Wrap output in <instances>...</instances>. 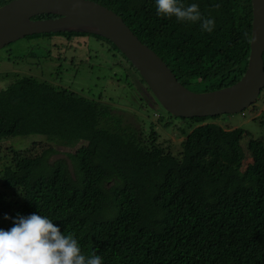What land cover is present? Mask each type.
Returning <instances> with one entry per match:
<instances>
[{
	"label": "trees",
	"instance_id": "16d2710c",
	"mask_svg": "<svg viewBox=\"0 0 264 264\" xmlns=\"http://www.w3.org/2000/svg\"><path fill=\"white\" fill-rule=\"evenodd\" d=\"M10 1L0 0V7ZM93 1L120 15L193 91H201L194 88L199 85L202 91L232 85L245 73L252 0H180L197 3L204 17L215 20L211 33L198 23L158 16L155 0ZM49 17L55 16L35 18ZM60 36L66 41L45 43ZM27 38L46 50L54 80L60 81L15 72L0 89V145L17 137L34 140L26 148L0 147V228L13 226L6 214L47 216L78 240L84 255H100L103 264H264L263 137L230 124L204 123L205 117L154 111L134 82L146 87L139 72L100 35ZM88 38L115 57L99 63L111 75L126 73L119 57L129 64L136 91L130 110L103 93L87 96L62 86L69 73L65 49H91ZM34 52L32 59L38 58ZM177 118L187 127L175 125ZM169 129L183 136L176 151L160 140Z\"/></svg>",
	"mask_w": 264,
	"mask_h": 264
},
{
	"label": "water",
	"instance_id": "95a60500",
	"mask_svg": "<svg viewBox=\"0 0 264 264\" xmlns=\"http://www.w3.org/2000/svg\"><path fill=\"white\" fill-rule=\"evenodd\" d=\"M252 10L245 73L234 84L211 91L195 92L183 85L120 15L93 0H11L0 7V50L34 34L100 35L113 42L139 72L155 110L185 118L236 114L257 102L264 89V0H252ZM43 14L55 17L35 18Z\"/></svg>",
	"mask_w": 264,
	"mask_h": 264
},
{
	"label": "rangeland",
	"instance_id": "374dc122",
	"mask_svg": "<svg viewBox=\"0 0 264 264\" xmlns=\"http://www.w3.org/2000/svg\"><path fill=\"white\" fill-rule=\"evenodd\" d=\"M41 48L42 47L37 46L36 41L27 38V39H20L18 41H15L10 46L1 49L0 50V89L5 88L11 82L12 75L10 77H7V74L9 73L14 74L15 72H19L22 75L31 74L38 77L39 79L48 78L52 83L59 82L60 78L58 77L55 78L54 80L55 68L51 66L50 62L47 61L46 50ZM32 49H34L35 51L34 54L38 58L32 59L30 57ZM51 49L57 53L58 50L62 51V49H56L53 47ZM65 50L68 51L66 54V56L68 57L67 62H72V63L69 64L66 62L65 64H63L65 68L69 69V73H65L64 76L61 78L62 86L69 87L74 92L87 96H91L94 94L99 95L100 93H103L104 96L117 101L116 103L117 106L130 110L129 108H131V106L129 104L132 101L130 99V96L136 94V91L131 87V83H129L130 82L129 76L131 75H128L127 70L126 73L125 72L121 73V71H118L117 74L111 75V69H108V66L105 67V65L99 64L100 61L103 62V64L104 61L113 62V58L115 57L111 56L110 52L109 51L107 52V49H77V50L65 49ZM87 50L89 52L91 51L93 55L97 54L96 52L100 50L102 54H100L98 58L95 55L93 56L92 59H89V55L86 52ZM71 58L74 59V61L70 60ZM78 58H83L84 60L89 59L88 61L92 63L85 64L80 61H76L78 60ZM38 60L40 61L41 64H37V62L39 63ZM54 60L57 61L56 58H54ZM117 69H118L117 67H114L112 71H115ZM194 88L197 90H201L199 92H203L202 90L204 89V86L199 85ZM255 105L245 109L243 112H239L236 114L219 115L216 119L210 116L205 117L206 120L204 121V123L217 122L223 125L230 124L232 125V128L241 127L249 131L254 137L264 138V126H262L261 124L262 122H264V89H262L260 97ZM253 107H257V109H254ZM152 108L153 110L156 109L154 107ZM157 111L160 113H166L160 110ZM155 118L156 119L158 118V113L155 116ZM178 120L179 121L177 122H175L176 120H173L175 122V125L187 127V123H185L186 121L182 122L181 119ZM187 122L193 123L195 126L204 124L200 122L195 123L192 121H187ZM191 128L192 127H188L187 131H190ZM166 131L169 133L162 132L163 139L161 138L160 140H163L164 144L166 141L167 142L166 145L168 144V142H170L172 151L178 150L183 140V136L178 135L177 132L176 133L172 132L170 129ZM33 141L34 140L31 137L11 138L8 140H4L2 142L3 145H0V147H1V151L6 149L8 145H11L15 148H26L31 146ZM246 144L247 142L244 143L245 150H247ZM60 156L61 155L54 156L53 159Z\"/></svg>",
	"mask_w": 264,
	"mask_h": 264
},
{
	"label": "clouds",
	"instance_id": "9594fccd",
	"mask_svg": "<svg viewBox=\"0 0 264 264\" xmlns=\"http://www.w3.org/2000/svg\"><path fill=\"white\" fill-rule=\"evenodd\" d=\"M157 15L175 17L180 23H198L201 30L211 33L215 20L202 15L199 5H185L180 0H155ZM10 229L0 228V264H103V258L93 253L83 254L78 240L61 231L47 216L32 213L17 214Z\"/></svg>",
	"mask_w": 264,
	"mask_h": 264
},
{
	"label": "flooded vegetation",
	"instance_id": "af4514ba",
	"mask_svg": "<svg viewBox=\"0 0 264 264\" xmlns=\"http://www.w3.org/2000/svg\"><path fill=\"white\" fill-rule=\"evenodd\" d=\"M78 38V37H77ZM26 39V38H25ZM60 40V42H63V41H66V37L65 36H60V37H54L53 38V40H48V41H46L45 43H53V41L56 43V40ZM91 39V40H90ZM88 41L90 42V44H92V45H94V46H90L91 47V49H101V47H100V45H99V43L98 42H95L92 38H88ZM99 41V40H98ZM71 42H75V41H73V40H71ZM70 42V43H71ZM87 42V41H86ZM100 42V41H99ZM8 46H10V45H8ZM86 46V49H88L87 48V45H85ZM96 46V47H95ZM46 47H48V45L46 46ZM77 49H81V48H79V47H75L74 49H72V50H77ZM108 49V48H107ZM71 50V51H72ZM70 53H72V52H70ZM97 54H92V52L90 51V52H88V54H89V59H92L93 58V56H97V58L100 56V54H102L101 53V51L99 50L98 52H96ZM73 58V57H72ZM71 58V59H72ZM122 60V62H124L125 63V65H126V70L128 71L127 73H128V75H131V76H129L130 77V79L131 80H133V75H132V70L129 68V64L128 63H126V60L124 59V57H120ZM70 59V60H71ZM81 61L80 62H82V63H85V64H91L92 62H89V61H87V60H85L84 62H83V58H79ZM88 59V60H89ZM67 62V61H66ZM67 63H69V64H71L72 62H67ZM142 79V78H141ZM134 82L135 83H137V85L140 87V89L142 88L143 90L146 88V87H144V84L142 83V82H139L137 79L136 80H134ZM146 85V84H145Z\"/></svg>",
	"mask_w": 264,
	"mask_h": 264
},
{
	"label": "bare ground",
	"instance_id": "6f19581e",
	"mask_svg": "<svg viewBox=\"0 0 264 264\" xmlns=\"http://www.w3.org/2000/svg\"><path fill=\"white\" fill-rule=\"evenodd\" d=\"M255 104V103H254ZM253 105V104H252Z\"/></svg>",
	"mask_w": 264,
	"mask_h": 264
}]
</instances>
